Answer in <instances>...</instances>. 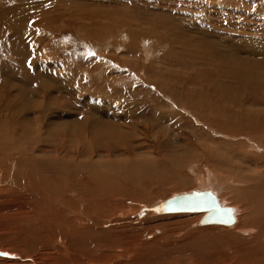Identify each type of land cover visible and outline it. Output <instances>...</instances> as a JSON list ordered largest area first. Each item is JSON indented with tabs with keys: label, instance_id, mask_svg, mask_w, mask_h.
<instances>
[{
	"label": "rangeland",
	"instance_id": "374dc122",
	"mask_svg": "<svg viewBox=\"0 0 264 264\" xmlns=\"http://www.w3.org/2000/svg\"><path fill=\"white\" fill-rule=\"evenodd\" d=\"M229 69L263 78L232 79ZM106 113L124 116L111 122ZM71 139L83 147L61 146ZM114 139L124 141L119 153L110 151ZM81 149L98 151L93 160L127 156L163 170L187 159L175 178L180 189L178 180L154 183L139 200L108 207L117 228L92 243L98 264H264V245L244 243L256 237L253 226L205 227L201 213L165 214L159 206L196 191L206 173L235 218L240 205L255 213L250 219L264 212V190L246 191L225 166L245 164V179L257 174L264 184V0H0V264L83 262L78 250L60 248L71 242L66 229L56 233L64 226L43 220L38 234L9 217L34 205L33 193L17 191L11 179L40 165L22 171L20 160L46 166Z\"/></svg>",
	"mask_w": 264,
	"mask_h": 264
},
{
	"label": "bare ground",
	"instance_id": "6f19581e",
	"mask_svg": "<svg viewBox=\"0 0 264 264\" xmlns=\"http://www.w3.org/2000/svg\"><path fill=\"white\" fill-rule=\"evenodd\" d=\"M228 71L230 72V73H228V75H230V77L232 79L238 78L242 81H244V80L248 81L250 79V80L254 81V80H260L263 78V76L257 77L258 74H256V76H252V74H254V73H249V74L245 73V74H242V76H239L238 75L239 69H229ZM28 112L29 111H27V113ZM111 114L112 115H109L108 113H106V116L109 118L108 120L111 122H115L119 116H120L119 118L124 116V115L123 116L119 115V113H116L115 115H114V113H111ZM25 115H26V113H25ZM29 118H28V120H29ZM20 119H22V118H20ZM33 119H34V117H33ZM29 121H31V120H29ZM35 123H37V122H35ZM47 125H48V123H47ZM258 130H259L258 133H256V135H254L256 137L263 134V133H261L262 130H260V129H258ZM223 135H224V133H223ZM113 137H115V135H113ZM28 138H29V136H28ZM48 138H50V135ZM252 138H254V137H252ZM22 142H23V140H22ZM22 142H16L15 143V142L9 140L7 142L6 146L11 147L13 145H17L18 147H21L24 144ZM63 142H64V140L61 142L62 147H65L67 149H72V147H73L72 139L70 140L71 146L68 145V143H66L65 144L66 146H64V145H62ZM120 143L124 144V141L123 140L119 141L118 139H114L112 145H110V151L112 153L121 152L122 149L117 147V145H120ZM83 144L84 143H82L80 145H79V143L75 144V147H78V146L83 147ZM94 144H96V142H94ZM75 147H73V148L76 149ZM14 151H15V149H14ZM68 152H69V150H68ZM76 152L77 151H75V153ZM81 152L82 153L76 154V156H75V154H72V150H71V154L63 155V157H65V158H61L58 161L52 160V158L48 159V160H46V166H44V164L42 163V159H41V161L39 159H35L32 161L31 160H23V161L20 160L18 162V166L20 165L18 169L21 168V170H22V168H24L25 165H27L29 167H34L36 164L40 165L39 166L40 170L37 173H35V171L26 172L24 174L25 177H23V178H17V177H15V174H14L13 179H11V180H13L12 182L14 183L13 187L15 189H17V191H19L18 189H21V190H27V191L33 193L34 198L32 197L33 198L32 201L34 203H32V204H34V205H32L30 207H26L29 209L31 208L32 210L27 211V212H20L18 215H15V214L13 215L12 214L13 210L10 209L12 211V213H11L12 215H9L10 213H8V215H9V217L10 216L19 217V219L16 218L17 221L15 220L16 225H18V226L22 225L24 227H28L33 233L35 232L38 234H39L38 231L43 232V229H44V228H42V226L44 225V224H42L43 220L45 221L46 225L50 224V226L54 227L55 230L56 229L60 230V228L64 226V228L61 231H56V233H57V235L63 236L65 233V229H66V233L70 237L71 242L68 244V246H66V244H64V242H63V245L60 248L67 249V250L70 249L71 251L74 249L78 250V253H80V256L78 257V260L76 263H80L83 259L82 263L85 262V264H88V263L89 264H93V263L98 264V261L95 259V257L93 255L91 256V254H90L92 252L94 253V251H91V249L95 248V245H96L95 242H98L99 240L105 241V238L103 239V237L110 235L111 231L113 229L117 228V227H115V228L113 227V226H115V224L117 225V223L112 218L115 214L113 215V214L109 213L110 210H108V207L110 205L112 206L113 204H115V202H120V199H127V198L134 199L135 198V199L139 200V196L142 197L143 194L148 195L149 193H151V191L148 192L149 189L147 190V188L150 187V185H152L154 183H155V185H157V183H161V182L163 184H170V183H172V181H170V180H173V181L178 180L179 181V178L175 179L176 177H178L177 170H178V168L184 167V165H185L184 163L187 159L185 157H183V159L181 160L182 162L179 161L178 158L172 159L169 161L170 169L163 170V169L158 168L150 160L144 161L143 159H141V160L132 159V158L127 159V156L126 157L124 156L125 158H123V159L122 158L121 159H114L112 161L108 160L106 162H103V161L93 160L94 157H98V155H99L98 151H96L95 153H90L88 151H83L81 149ZM131 152H132V150H131ZM61 154H62V152H61ZM57 157H59V156H57ZM128 157H129V154H128ZM24 158H26V157H24ZM213 159L216 162L218 161V162L224 163V161H221L220 157H218V154L216 152H215V156L213 157ZM226 165H230V167H231V171H232L231 174L233 173V175H231V177H232L231 180L234 183L244 184L245 186H247L248 189L246 188V191L249 192L252 188H254L255 190H258V189L264 190V186H263L264 184L263 185L261 184V182H260L261 180L258 181L259 177L257 174H255L254 176H252L248 179H245L246 171H244L241 168V167H243L245 169H248V168H246L245 164H244L245 165V167H244V165H242L241 163H237V164L235 163L233 165L232 161H230V162L227 161L225 166ZM173 166L176 167V168H174V172L172 170ZM11 169L12 168L8 169L9 172L12 171ZM8 170H7V172H8ZM9 172H8V174H9ZM53 174H55L57 176L55 181L50 180V176ZM47 175H50V176L48 177ZM17 176H19V175H17ZM203 177H201L203 179L199 178V181H197V185H198L197 189H196V191H192V192L201 193L203 191H206L207 194L211 195L215 199L216 203L220 207L228 208L232 211L233 219H234L233 223L231 225H227V226L223 225V226L232 227L234 225V223H237L236 226L238 229L243 228V227L245 228L246 227L245 223L247 225H249V227L253 226L257 230L256 237H253V238L250 237V238L246 239L247 241L248 240H250V241H248V242L245 241L244 243H249V244L253 243V245H255V242H256V245H255L256 247H263V245H264V242H263V239H264V212L259 213V217H260L259 219H256V220L250 219V216L255 214V213H253V211L250 212L249 210H247V208L245 206L240 205L242 207V208H240V211H239L240 215L236 216V218H235L234 210L231 207H228V206L225 207V205L222 206L221 203H223L224 201H222V199L219 198L218 195L212 191L214 188L213 187L214 178H213V180L210 179L212 177H210L206 173L204 174ZM175 182H173V184H175L179 187V188H175V189H177V190L180 189L182 187V185H181L182 182L181 181H179L178 183H175ZM258 182H260V183H258ZM216 188H217V186H216ZM188 193H190V192H188ZM20 194L21 193H19V195ZM183 194H187V193H183ZM29 195H31V194H29ZM179 195H182V194H179ZM175 196H177V195H175ZM240 196L242 197L243 195H240ZM263 198H264V196H263ZM26 200H27V197H26ZM24 201H22V203ZM17 205H18V202H17ZM14 207L15 208H18V207L21 208L22 206L18 205L16 207L15 203H14ZM9 208H12V207H9ZM117 208L119 209L118 206H117ZM23 209H25V208H23ZM93 210H96V213H94ZM111 211H112V209H111ZM180 213L181 212H168L165 214H180ZM191 213H197V214L201 213L203 218L206 215L205 212H191ZM4 214H6V213H4ZM243 218H245V219H243ZM7 219H9V218H7ZM116 219H119V218H116ZM202 219L199 221V225H202L205 227L210 226V225L215 226L214 224H207L205 222H202ZM246 221H248L249 224ZM119 227H120V225H119ZM23 231H25V230H23ZM115 231H116V229H115ZM239 232H242V230H239ZM203 233L205 235H210V234H214V231L213 230H203ZM27 234H28V232H27ZM242 235H246V232H244V230L242 232ZM19 236H21V235H19ZM21 237H23V234ZM21 237H20V239H21ZM231 237H232V235H231ZM226 239H227V237H226ZM232 240H234V238H232ZM234 241H236V239ZM238 241H236V243H238ZM241 241L242 240H240V242ZM18 242L20 243V240ZM112 242H114L113 239H112ZM92 243H94L95 245H93ZM99 248H101V245ZM117 248H120V247H117ZM94 250L96 252L97 249H94ZM106 252H108V251H106ZM97 253L98 252H96V254ZM256 253H255V255H257ZM259 254L260 253H258V255ZM81 255H85V256H81ZM2 256H4V255H2ZM261 258H262V256H261ZM90 262H92V263H90ZM238 264H240V263H238Z\"/></svg>",
	"mask_w": 264,
	"mask_h": 264
},
{
	"label": "water",
	"instance_id": "95a60500",
	"mask_svg": "<svg viewBox=\"0 0 264 264\" xmlns=\"http://www.w3.org/2000/svg\"><path fill=\"white\" fill-rule=\"evenodd\" d=\"M163 213L168 212H205L202 222L214 225H231L233 223L232 211L228 208L220 207L215 199L207 194L190 192L187 194L174 196L160 204Z\"/></svg>",
	"mask_w": 264,
	"mask_h": 264
}]
</instances>
